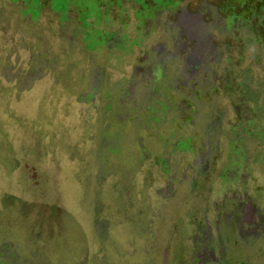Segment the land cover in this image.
Wrapping results in <instances>:
<instances>
[{"label": "rangeland", "instance_id": "1", "mask_svg": "<svg viewBox=\"0 0 264 264\" xmlns=\"http://www.w3.org/2000/svg\"><path fill=\"white\" fill-rule=\"evenodd\" d=\"M0 264H264V0H0Z\"/></svg>", "mask_w": 264, "mask_h": 264}]
</instances>
